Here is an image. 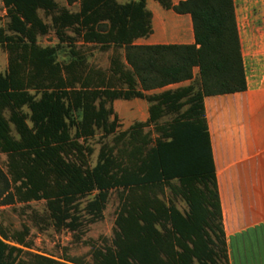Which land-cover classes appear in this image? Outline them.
<instances>
[{
    "label": "trees",
    "instance_id": "trees-1",
    "mask_svg": "<svg viewBox=\"0 0 264 264\" xmlns=\"http://www.w3.org/2000/svg\"><path fill=\"white\" fill-rule=\"evenodd\" d=\"M156 1L189 15L191 42H133L152 30L145 0H65L75 9L0 0V205L42 199L52 228L74 232L116 194L111 234L90 246L89 261L24 249L27 227L10 230L0 216V264H229L202 97L245 88L233 0ZM49 30L56 43L39 44ZM76 43L110 49L106 67ZM132 97L146 101L147 117L116 132L112 100ZM148 125L157 131L149 145L138 138ZM97 132L112 142L90 164L87 138Z\"/></svg>",
    "mask_w": 264,
    "mask_h": 264
},
{
    "label": "crops",
    "instance_id": "crops-1",
    "mask_svg": "<svg viewBox=\"0 0 264 264\" xmlns=\"http://www.w3.org/2000/svg\"><path fill=\"white\" fill-rule=\"evenodd\" d=\"M166 11L172 21L169 32L163 28L164 32L158 36L160 39H156L157 35L153 32V41L148 39L147 35L137 37L133 42H191L189 15L176 13L169 8ZM234 16L245 88L241 91L202 97L222 228L225 238L229 236L231 240L239 239L248 232H252V235L256 233V236L264 234V1L252 12L247 13L244 24L239 22L235 8ZM155 17L162 20V16L153 12V21ZM196 72L197 67L193 66V77ZM189 82L190 79L171 82L147 92L157 93L162 89L186 85ZM112 107L122 124L123 117L128 119L126 125L147 117V103L142 98H116L112 100ZM184 107L185 104L179 109ZM168 115L158 120L161 121ZM243 254L246 256L237 258L238 264H264V249L260 252L262 256L254 257L252 252L247 256L249 254L246 251H243Z\"/></svg>",
    "mask_w": 264,
    "mask_h": 264
},
{
    "label": "rangeland",
    "instance_id": "rangeland-1",
    "mask_svg": "<svg viewBox=\"0 0 264 264\" xmlns=\"http://www.w3.org/2000/svg\"><path fill=\"white\" fill-rule=\"evenodd\" d=\"M58 5H65L69 9H75L76 3L67 4L65 0H55ZM264 0H233L234 8L238 15L239 22L245 23L247 19V13L252 12L258 5ZM146 7L151 11V32L148 35V39L153 41V32L156 39H160L158 36L164 32L170 31V25L172 23L171 17H169L168 11L161 7L156 0H146ZM153 12L162 16L154 18ZM5 21L4 10L0 2V24ZM57 41L55 35L51 30L47 31L42 35L37 36V42L41 45L44 44H55ZM244 43V41H243ZM78 48L86 55L87 61L93 65L101 68L107 65V56L110 49L99 50L97 45L94 43H83L78 44ZM57 58L59 60L64 59V51L60 50L57 52ZM5 52L0 47V70L5 67ZM119 120V119H118ZM120 122V120H119ZM128 119L123 117V124L120 122L116 129H126ZM115 132V133H116ZM112 135H102L99 132L93 136L87 138V142L92 148V152L89 155V163L92 164L95 160L96 152L102 143L110 144L112 142ZM157 135V131L152 125L144 126L141 129L139 139L146 141L149 145L153 137ZM130 146L127 144L126 139L119 142L116 149L122 151L123 156L127 153ZM0 166L5 169L4 166V154L0 152ZM176 205L181 207L182 201L179 199L174 200ZM116 205V194L114 190H109L108 198L105 206L102 210V217L96 221L84 224L77 231H69L65 228L55 230L49 224L44 210L43 200H30L26 202H13L11 204L0 205V216L2 222L10 229H20L21 226L27 227L26 245L23 248L31 252L40 253L43 255L50 256L59 260H78V261H89L90 258V246L98 244L102 239H106L111 234V228L113 224L114 208ZM252 232H248L242 235L239 239L235 238L231 240L229 236H226L227 252L229 264H238L240 257H245L243 251L247 252L250 256L251 252L256 254L258 248L264 247V234L259 236L252 235ZM238 251L241 254H236ZM240 264V263H239Z\"/></svg>",
    "mask_w": 264,
    "mask_h": 264
}]
</instances>
